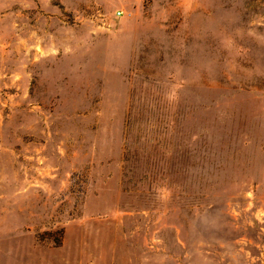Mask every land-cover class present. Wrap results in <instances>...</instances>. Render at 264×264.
<instances>
[{"label":"rangeland","instance_id":"374dc122","mask_svg":"<svg viewBox=\"0 0 264 264\" xmlns=\"http://www.w3.org/2000/svg\"><path fill=\"white\" fill-rule=\"evenodd\" d=\"M0 264H264V0H0Z\"/></svg>","mask_w":264,"mask_h":264}]
</instances>
